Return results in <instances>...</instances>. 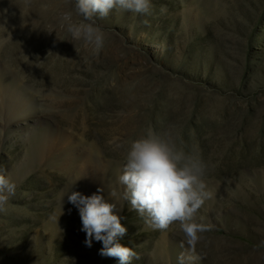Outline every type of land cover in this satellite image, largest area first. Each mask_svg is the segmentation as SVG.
Returning <instances> with one entry per match:
<instances>
[{
  "label": "rangeland",
  "instance_id": "obj_1",
  "mask_svg": "<svg viewBox=\"0 0 264 264\" xmlns=\"http://www.w3.org/2000/svg\"><path fill=\"white\" fill-rule=\"evenodd\" d=\"M74 3L0 0V170L16 185L0 212V264H119L84 243L71 187L116 204L131 264H177L179 225L149 228L110 195L122 196L126 142L148 127L170 128L207 165L212 195L196 216L214 227L196 264H264V0L114 9L96 18L98 53L60 25Z\"/></svg>",
  "mask_w": 264,
  "mask_h": 264
},
{
  "label": "clouds",
  "instance_id": "obj_2",
  "mask_svg": "<svg viewBox=\"0 0 264 264\" xmlns=\"http://www.w3.org/2000/svg\"><path fill=\"white\" fill-rule=\"evenodd\" d=\"M31 2L22 0L25 7ZM66 3L71 5L72 0ZM151 8V0H75L74 11L62 12L59 19L72 41H82L98 53L104 47L106 36L97 17L105 18L114 9L146 15ZM74 14L82 19L74 20ZM177 139L170 128L156 131L148 127L142 136L127 141L125 162L118 176L122 196L118 197L111 186L110 195L121 203L129 201L149 228L167 230L170 225L178 224L182 239L177 264H196L201 259L196 251L201 234L214 227L204 223L202 216L197 219L196 214L212 193L206 190L207 165L197 149L185 152L178 146ZM15 189L11 177L0 170V212L7 210L6 205ZM71 189L66 195L79 210L86 246L91 247L93 240L102 242L99 254L116 258L119 264H131L134 258L138 259L133 247L120 241L127 228L115 211L116 204L106 201L101 194L89 196Z\"/></svg>",
  "mask_w": 264,
  "mask_h": 264
}]
</instances>
